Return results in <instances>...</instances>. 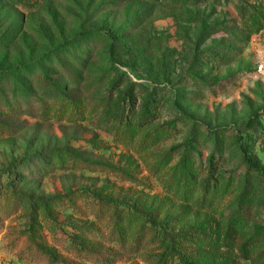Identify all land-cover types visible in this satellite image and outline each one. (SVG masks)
<instances>
[{"label":"rangeland","instance_id":"rangeland-1","mask_svg":"<svg viewBox=\"0 0 264 264\" xmlns=\"http://www.w3.org/2000/svg\"><path fill=\"white\" fill-rule=\"evenodd\" d=\"M258 64L264 0H0V264H264Z\"/></svg>","mask_w":264,"mask_h":264},{"label":"trees","instance_id":"trees-1","mask_svg":"<svg viewBox=\"0 0 264 264\" xmlns=\"http://www.w3.org/2000/svg\"><path fill=\"white\" fill-rule=\"evenodd\" d=\"M210 33L211 34H216V33H219L220 31L217 30L216 28H211L209 29ZM222 32V31H221ZM213 61L215 63L219 62V59H217L216 57H213ZM232 228V225H229L228 228H227V232L225 234V238H224V241L227 242L228 238L230 237L228 235V232L231 230ZM260 230V229H257V231ZM252 247V239H249L247 240L245 243L242 244V246L240 247V252L242 255H247V253L249 252L250 248Z\"/></svg>","mask_w":264,"mask_h":264},{"label":"built area","instance_id":"built-area-1","mask_svg":"<svg viewBox=\"0 0 264 264\" xmlns=\"http://www.w3.org/2000/svg\"><path fill=\"white\" fill-rule=\"evenodd\" d=\"M256 75L258 77H264V65L258 64V67L256 69Z\"/></svg>","mask_w":264,"mask_h":264}]
</instances>
